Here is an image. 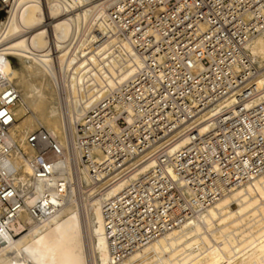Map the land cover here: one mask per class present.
Returning <instances> with one entry per match:
<instances>
[{
    "label": "built area",
    "instance_id": "obj_1",
    "mask_svg": "<svg viewBox=\"0 0 264 264\" xmlns=\"http://www.w3.org/2000/svg\"><path fill=\"white\" fill-rule=\"evenodd\" d=\"M16 1L0 0V20ZM92 1L102 11L69 49L109 45L139 61L85 112L75 138L80 164L99 184L153 161L102 204L110 243L129 252L264 170V73L246 50L264 30V0ZM18 100L0 73V132L15 120ZM180 138L185 143L170 151ZM26 142L34 151L26 156L30 177L46 181L58 171L61 146L44 128L28 133ZM2 175L0 205L12 213L22 198ZM46 190L30 209L36 219L52 213L39 200Z\"/></svg>",
    "mask_w": 264,
    "mask_h": 264
},
{
    "label": "bare ground",
    "instance_id": "obj_2",
    "mask_svg": "<svg viewBox=\"0 0 264 264\" xmlns=\"http://www.w3.org/2000/svg\"><path fill=\"white\" fill-rule=\"evenodd\" d=\"M96 11L102 6L92 0H17L0 20V73L19 94L11 109L15 120L0 132V171L22 198L12 213L0 205V264H264V170L230 185L184 221L129 252L110 243L103 202L153 161L100 184L80 164L75 138L82 116L139 65L109 45L87 53L69 49L79 29L92 27ZM246 50L264 73V30ZM40 125L63 155L54 161L58 171L52 177L35 182L26 160L34 151L26 136ZM199 128L204 130L205 123ZM184 143L178 139L170 151ZM44 188L39 200L52 213L36 219L30 209L39 204L38 191ZM83 191L86 196L78 200Z\"/></svg>",
    "mask_w": 264,
    "mask_h": 264
},
{
    "label": "rangeland",
    "instance_id": "obj_3",
    "mask_svg": "<svg viewBox=\"0 0 264 264\" xmlns=\"http://www.w3.org/2000/svg\"><path fill=\"white\" fill-rule=\"evenodd\" d=\"M13 63L15 64L16 67H19L18 66V62L17 61L15 62L14 59H13ZM16 109H17V107H16ZM29 113H30V109H27L26 114L24 116H27ZM16 121H20V115H17V120ZM40 127L41 128H45L43 125H40ZM83 192H85V193H83ZM83 192H80V193L77 194V199L79 198L78 200L82 199L83 196H86V191H83Z\"/></svg>",
    "mask_w": 264,
    "mask_h": 264
},
{
    "label": "water",
    "instance_id": "obj_4",
    "mask_svg": "<svg viewBox=\"0 0 264 264\" xmlns=\"http://www.w3.org/2000/svg\"><path fill=\"white\" fill-rule=\"evenodd\" d=\"M2 16V13L0 12V17Z\"/></svg>",
    "mask_w": 264,
    "mask_h": 264
}]
</instances>
